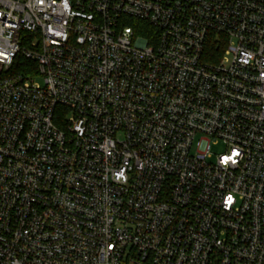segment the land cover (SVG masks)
<instances>
[{
	"label": "built area",
	"instance_id": "1",
	"mask_svg": "<svg viewBox=\"0 0 264 264\" xmlns=\"http://www.w3.org/2000/svg\"><path fill=\"white\" fill-rule=\"evenodd\" d=\"M0 264H264V0H0Z\"/></svg>",
	"mask_w": 264,
	"mask_h": 264
},
{
	"label": "trees",
	"instance_id": "2",
	"mask_svg": "<svg viewBox=\"0 0 264 264\" xmlns=\"http://www.w3.org/2000/svg\"><path fill=\"white\" fill-rule=\"evenodd\" d=\"M130 24L135 26V29L143 31L145 34H149L152 30L149 28L147 23L132 19L130 20ZM223 47V45H222ZM219 48H221V45L218 44V41L216 40L215 37H211L209 41L207 42L206 46V60L213 61L215 59V54L218 53ZM25 63H29L26 60H23Z\"/></svg>",
	"mask_w": 264,
	"mask_h": 264
},
{
	"label": "rangeland",
	"instance_id": "3",
	"mask_svg": "<svg viewBox=\"0 0 264 264\" xmlns=\"http://www.w3.org/2000/svg\"><path fill=\"white\" fill-rule=\"evenodd\" d=\"M39 82H41V79H39ZM225 151V148L223 147L222 143L217 144V145H213L212 146V152L219 154Z\"/></svg>",
	"mask_w": 264,
	"mask_h": 264
}]
</instances>
